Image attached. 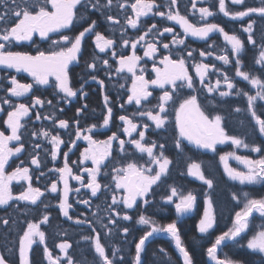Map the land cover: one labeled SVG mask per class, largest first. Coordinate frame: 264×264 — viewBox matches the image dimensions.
<instances>
[{
  "label": "trees",
  "instance_id": "trees-1",
  "mask_svg": "<svg viewBox=\"0 0 264 264\" xmlns=\"http://www.w3.org/2000/svg\"><path fill=\"white\" fill-rule=\"evenodd\" d=\"M207 1L211 4L215 2V0ZM115 2L116 0H114V4ZM127 2L131 3L134 0H127ZM156 3L166 5L167 0H156ZM258 6H260L259 0H245L243 5H236L234 7L230 5L228 8L235 11ZM197 7H199V3ZM3 9L4 5H0V12ZM177 9L182 15L187 16L190 22L199 23L200 25L206 22L218 23L229 34H236L241 38L245 42V50L241 53L243 62L242 70L264 79V69H261V66L255 64L254 54H251V51L258 50L260 47V30L264 28V20H261L255 14L251 17H245L243 20H232L216 12V15L208 18V21L199 22L197 20L199 19V13H194L191 9V0H178ZM159 10L167 12L168 9L167 7H161ZM110 14L120 21V25L110 24L101 11L89 8L88 12L85 13L86 17L97 21V31L101 32L107 38H112L116 41L114 46L108 49L106 53H99L94 44V35H86L82 43V52L79 55L78 61L69 67L71 86L77 90L82 89V92L87 93V95H82L81 91H78L76 97L66 100L63 98V93H59L52 87L55 79L51 78L49 85L34 86L33 90L24 97H8L5 89L10 87L8 80L11 76H15L21 83H33V79L23 72L16 73L15 70L0 69V101L7 97L13 105L25 103L30 106V116L22 120L25 128L21 129V141L16 144V146L23 144L24 150L13 158L8 166V171L14 170L17 166L29 167L31 169V175L33 176V186L39 187L45 193L40 198L43 203L38 201L37 205L12 201L6 207H0V220L4 218L9 220L8 225L0 223V255H3L9 264H18V243H14L18 234H22L28 221L39 223L45 214L48 215L49 221L41 224L40 227L45 232V243L50 251L53 252V256H59L63 259L64 254L60 252L57 245L67 242L71 245L68 253L76 264H99V258L95 253L93 244V239L97 235H99L102 245L105 246L109 258L114 260V264H133L135 244L146 230H150L148 226L137 223L139 215L141 214L150 218L159 226L176 221L182 241L192 256L193 264H208L206 261L207 248L212 246L216 236L221 235L231 227L235 212L242 208L243 193L247 192L253 198L264 197V184L237 186L226 177L223 171V164L220 161V156L229 152H235L236 155L254 160L264 158V136L259 134L258 126L255 124L250 113L247 112V98L243 95H237L239 90L255 95L257 89L253 88L247 81L241 78L238 79L235 76L236 57L231 55V49L226 46L221 35L219 33H213L204 41L190 39L184 35L180 28L171 24V21L152 14L148 17H142L138 29H133L125 21V14L127 16H133L130 8L119 9L113 7ZM249 19H255L257 21V24L254 26V38L257 40V45L255 46L247 43V33L242 31L243 27L249 22ZM153 23L157 27L152 29L145 36V39L137 44L135 49L136 55L142 57L138 63L139 69H144L143 73L146 79H153L150 70L154 66L159 67V60L162 56L168 55L171 52L173 59H179L181 57L185 59L186 68L189 75L193 77L194 87L196 89L193 91L183 88L177 92L174 97L175 103L170 102L168 111L164 114L167 116L168 122L163 129H156L149 122L150 120L147 116L141 117L138 115L139 111L149 109H152L155 114V111L158 110L155 108L158 102V91L153 92V96L149 98V101L143 102L140 108H137L133 104H127V96L130 94L128 89L131 87L132 78L125 72L117 74L115 71L116 67L119 66L118 60L120 56L122 54L131 55L133 52L131 43L138 40L139 36L144 35L145 31ZM74 25L73 28L64 30L70 36L82 31L87 26V20H77L74 22ZM121 25H123V38L121 36ZM164 27H171L174 29V32L164 33L162 36L157 35L158 32H163ZM175 34H178L179 38L184 39V45L172 44L173 35ZM50 35L53 39H59V34ZM123 39L129 40L127 47H124ZM34 41V43L22 42L15 45L13 50L28 52L33 55L36 54L37 50L45 52L55 50V46L48 40H41L37 36H34ZM213 42H215L214 47L209 48L208 45L213 44ZM148 43H155L158 49L157 54L152 59L144 56ZM164 43L169 44L170 48L164 49L162 47ZM188 51L193 52L192 57L187 56ZM201 51H211L213 55L206 58L201 57L199 55ZM113 52L115 53V57L112 56ZM221 54L229 55L230 59V65L224 67L223 70L221 67H217V61L214 59L215 56ZM93 57L98 58L96 70L87 68L86 66L93 61ZM104 59L108 60L111 67H105L102 64ZM197 63L214 64L223 74L230 77L232 82L236 79V83L233 82L236 87L232 90V94L225 99H221L217 93H209L207 87L200 86L193 69V66ZM216 68L208 74L209 78L214 76L213 73L216 74ZM93 74L97 77L96 80L91 78ZM97 81H103V87ZM208 84L214 86L212 82L208 81L204 85ZM120 85L124 87H120ZM189 93L197 96L206 114L211 117L215 115L223 117L222 126L229 135L243 139L250 146H260L262 152H252L250 148H236L231 144H227L223 147H217V150L213 153H204L188 146L182 140V148L177 149L175 143L180 137L175 126V109L179 106V101ZM33 96L44 100V106L37 105L32 108ZM105 96L109 98V106L113 110L108 129L102 126L103 118L107 115V109L104 105ZM47 101H51L52 103L48 104ZM256 103L258 115L264 118V111L259 110V106L264 105V101L258 100ZM0 107H3L5 112L10 110L9 105L0 103ZM237 107L241 108L242 111L239 113L236 112L235 108ZM77 109H82L79 116L76 114ZM133 113H136V115L133 116ZM37 114L40 115V119H36ZM121 115L129 116L138 125L136 132H133L130 139H138L139 131H144V125L147 124L148 128L145 132V139L146 142L156 143L155 154L159 155L161 151L159 145H164L163 153L172 161L169 165L168 174L163 176L161 181L153 187L152 192L147 197L149 203L145 205L143 202L138 201L139 207L132 210L123 209V205H111L114 182L111 181L112 165L108 164L107 161L105 164L108 166H102L101 175L97 179L102 185L111 184L112 189L108 191L102 189L103 194L98 193L97 197H92L90 189L86 186H81L80 182L73 181L72 177L69 176V188L73 189L70 191L71 197L69 200V204L71 205L69 208V216L71 219L64 217L59 208L63 182H58L57 193L48 191L51 183L58 181L59 178L58 172L49 171V169L63 167L64 154L67 153L68 163L73 175H80L85 184L87 183L88 173L84 169L86 167L91 168L93 165L89 161H85L83 164L80 163V155L87 148L88 143L84 139H76L75 133L77 130H80L81 136L90 135L94 140L98 141L107 140L109 136L116 133L119 139L125 140L126 143L124 152H120L119 140L112 142V158L123 162H137L138 164L146 165L148 158L138 154L135 148L127 143L129 140L127 139L128 135L123 132L124 125L119 120V116ZM45 116H48L49 119H44ZM53 117L55 118V123L53 122ZM5 118V113L0 112V131H4L6 128L3 124ZM60 119L68 122L69 127L67 129L59 128L58 122ZM93 125L97 127L92 132H88L86 129ZM41 130L49 131L52 135H59L63 141L59 145L58 157L55 162L51 160V149L53 145L48 142V139L43 136L32 135L33 132L39 133ZM8 133L9 131H6L5 134L8 135ZM36 144H39L40 147L35 148L34 146ZM35 155H38L41 161L40 169H36L35 166L30 164V156ZM21 161H23V164H21ZM232 161L234 160L230 157L228 164L230 165ZM191 163L201 165V171L205 177L213 181L212 189H208L202 181L187 174L188 166ZM238 165H235V169L241 170L242 168ZM231 167L234 169V166L231 165ZM41 171L45 173L44 176H40ZM104 173H108V175H104ZM38 176L39 179H37ZM21 185L25 188L27 187L24 183L14 186V195L20 194L22 191ZM172 187L177 188L181 194L186 195L188 192H192L197 197L196 204L188 215L178 217L175 212V203H165L166 197L171 194ZM75 188H79L80 191L78 193L75 192ZM205 193H208L212 198L216 224L208 233L201 234L197 226L203 213ZM234 194L241 201L240 203L232 199ZM173 199L175 202H179L177 198L174 197ZM84 200H89L90 203L86 205L83 203ZM45 204L48 206L45 207ZM109 205H111V208H109ZM122 209L123 211H121ZM125 212L132 216V220L125 221L117 218L115 215V213H120L122 216ZM76 220L84 221V223L77 224L75 223ZM112 220H115L116 223H111ZM261 220L259 215H256L249 230L237 239L239 243L234 241L223 247L217 254L218 258L224 259L227 257L232 260L242 261L243 264H264V257L246 248L247 240L256 231L255 227L262 222ZM124 227L129 229L127 235L123 232ZM86 236L92 237L93 239L85 240L84 237ZM242 244L245 247H241ZM43 247L44 245H33V251L29 253L31 264H48L47 260L44 259ZM116 248H119L121 251L117 253L116 257H113L111 253ZM161 248L165 250L163 253L160 252ZM144 249L141 254L142 264H183L179 253L173 247L171 239L166 236L155 237L149 240L144 246Z\"/></svg>",
  "mask_w": 264,
  "mask_h": 264
},
{
  "label": "snow or ice",
  "instance_id": "snow-or-ice-1",
  "mask_svg": "<svg viewBox=\"0 0 264 264\" xmlns=\"http://www.w3.org/2000/svg\"><path fill=\"white\" fill-rule=\"evenodd\" d=\"M206 0H191V9L194 13H199L200 21H208V18L216 15L211 7L200 6L197 4H203ZM233 5H243L245 0H231ZM178 0H167L166 5H159L156 0H134V2L128 3L127 0H0V5H4V9L0 12V68L14 69L16 73H27L32 77L33 83H21L15 76H11L8 80L10 87L5 91L8 97H24L31 92L34 86H46L50 83V77H54L55 83L52 85L59 93H63V98H73L77 96V92L81 91L82 95L87 93L82 92V89L77 90L71 86L69 77V65L73 62H77L79 55L82 52V43L86 38V35H94V44L99 53H106L108 49H111L116 41L112 38H107L101 32L97 31V21L91 20L86 17L85 13L89 8L101 11L105 15V18L112 25H120V21L115 19L110 14L113 7L119 9L130 8L133 16H127L125 14L126 24L133 28L138 29L140 26L141 18L148 17L150 14L166 18L169 21H174L180 25L183 29L185 36H192L201 40H207L211 34L219 33L227 45L231 47V55L236 57L235 60V76L240 77L242 80L247 81L253 88L257 89L255 95H251L246 91L239 90L237 95H243L247 98V112L250 113L255 124L258 126V131L261 136H264V118L258 115L257 101H264V79H261L255 75H251L248 71L242 70L241 53L245 50V42L239 38L236 34H229L218 23L206 22L200 25L199 23L190 22L187 16L182 15L177 9ZM260 6L247 7L244 10H230L226 5V0H218V11L225 17L232 20H243L245 17H251L255 14L257 17L264 20V0H259ZM161 7H167V12L159 10ZM155 9V11H154ZM77 20H87V26L79 31L78 34L72 36L68 35L64 30L73 28L74 22ZM257 24L255 19H249V22L242 31L247 33V43L253 46L257 45V40L254 38V26ZM121 27V36L123 38V25ZM157 26L155 23L145 31L144 35L139 36L138 40L131 43L133 52L131 55L122 54L118 60V67L115 71L117 74L127 71L131 73V88L128 89L130 93L127 96V104H134L138 108L141 107L143 101H149V98L153 96L154 89L162 90V94L157 97V104L155 106L158 111L152 109L141 110L138 115L141 117L147 116L149 120L153 122L156 129H163L167 124V116L164 115L168 111V105L170 102L175 103L174 97L180 89L187 88L195 91L193 77L189 75L186 68V61L183 57L179 59H173L171 52L168 55H163L159 60V63L163 65V68L153 67L152 71L155 73L154 79H146L143 74L144 69L140 70V74H137L136 68L141 56L136 55L135 49L140 41L145 39L152 29ZM174 29L171 27H164L163 32H158L157 35H163L164 33H173ZM50 34H59V39H53ZM39 36L41 40H48L55 46V50L45 52L37 50L36 54H30L28 52L13 50L15 45L22 42H35L34 36ZM184 39L179 38L178 34L173 35V45H184ZM124 47L129 45L128 39H123ZM213 44L208 45L209 48L214 47ZM164 49H169L170 45L164 43L162 45ZM157 46L155 43H148L147 49L144 52V56L152 59L157 54ZM227 51V49H225ZM193 52L188 51L187 56L192 57ZM201 57L212 56L213 52L201 51L199 53ZM115 57V53H112ZM97 57H93V61L88 63L87 68L97 69ZM215 59L223 62L224 65H229V55H217ZM255 63L264 69V28L260 30V47L259 56L255 60ZM105 67H111L107 59L102 61ZM197 76L199 77L202 86L207 87L209 93L218 91L220 87V80H217L215 85H204V81L211 69H215L216 66L197 63L194 65ZM93 80L97 77L93 74L91 76ZM103 87V81H97ZM224 83L228 91H219L220 97H228L232 94V89L236 85L232 80L224 75ZM120 87H124L120 85ZM152 89V90H150ZM3 105H9L10 110L5 112L3 107H0V112H4L6 118L3 120V124L6 126L4 131H0V207L9 205L10 201L24 202L31 205H37L38 201H41V197L45 195L39 187H34L32 184L33 176L31 175V169L27 166H17L11 172L6 171V166L9 165V160L12 156H17L23 150V144L17 147H9V143L21 141L22 134L21 129L25 128V124L22 120L30 116V106L25 103H19L13 105L9 98H4L0 101ZM51 104V101H47ZM45 101L39 97L33 96L31 107L34 108L37 105L43 107ZM104 105L107 109V115L103 118V127H108L111 117L112 108L109 106V98L104 97ZM123 107V105H121ZM85 107H87L85 105ZM259 110L264 111V105L259 106ZM236 112H241L242 109L235 108ZM82 112V109H77V116ZM136 113H133L135 116ZM36 119H40V115L37 114ZM44 119H49L45 116ZM55 123V118L53 117ZM119 120L123 122V132L129 137L133 132H136L138 125L133 122V119L129 116L121 115ZM223 117L215 115L211 117L206 114L202 109L200 102L196 95L189 93L185 98L179 101V106L175 109V126L179 131L180 139L176 140L175 147L177 149L182 148L181 140H187L190 144L195 145L197 148L206 149L212 152L217 150V145L230 143L236 148L244 147L250 148L252 152L260 153L262 148L260 146H250L245 143L243 139L236 136L229 135L225 128L222 126ZM78 123V121H77ZM58 126L61 129H67L69 124L66 120L60 119ZM97 127L93 125L86 129L88 132H92ZM148 125H144V131H139V139H130L127 143L134 146L135 150L141 154H147L148 161L145 164H138L137 162H123L116 160L113 157L112 147L113 141L119 140V150L124 152L125 140L119 139L116 133H113L107 140H94L92 136H81L80 130H77L75 135L76 139H84L88 142V147L80 155V163L85 161H91L93 167L85 168L84 171L88 173L87 183L80 175H73L72 169L69 166L67 153L64 154L63 167H57L49 169V171L58 172V181L52 182L48 191L51 193H57L58 182H63V193L60 198L59 208L64 217L71 219L69 216V208L71 205L68 202L69 192L73 189L69 188L68 177L81 183V186H86L91 191L92 197H97L98 193L108 191L112 189L111 184L102 185L98 182V176L101 175L102 166L107 167L105 164L112 165L111 168V181L114 182V192L111 195V205H123V209L132 210L138 208V201L147 205L149 201L146 197L153 190V186L157 185L161 181L163 176H166L169 171V165L172 161L166 157L163 153L164 145L160 144L159 155L155 154L154 149L157 145L155 142L148 143L145 139V132ZM10 130V135H6V131ZM33 136H43L48 139V142L53 145L51 149V160L55 162L58 157L59 145L63 143L59 135H52L49 131L41 130L39 133L33 132ZM73 146H75L73 144ZM35 148H39L40 145L36 144ZM235 159L242 164L247 171H238L229 166V158ZM111 158V159H110ZM220 161L224 166V170L228 177L233 181H238L241 185H257L264 184V158L249 159L247 157L236 155L235 152H229L220 156ZM23 164V161H21ZM30 164L35 166L36 169L41 168V161L38 155L30 156ZM153 165L155 167H153ZM188 175L194 176L196 179L202 181L208 189L213 188V181L206 178L201 171V165L198 163H191L188 166ZM43 171L40 172V176H44ZM108 175V173H104ZM39 179V176L37 177ZM13 181L17 183L23 181L26 183L25 188L21 185L22 191L19 195H13L10 185ZM75 192H79V188L74 189ZM122 193V194H121ZM117 194L120 195V199H117ZM204 200V212L203 217L198 224V231L202 234L208 233L210 229L216 224V215L213 209V201L208 193H205ZM177 198L179 202H175L173 198ZM233 200L238 203L241 201L234 194ZM197 197L188 192L186 195L178 192L177 188H171V194L166 197L165 203H175V212L177 216H182L193 210L196 204ZM84 204H89V200H84ZM109 205V208H111ZM48 205L45 204V207ZM123 209L121 211H123ZM254 214H258L259 217L264 220V197L253 198L250 197L247 192L243 193V206L239 211L235 212L234 220L231 227L223 232L221 235L216 236L215 242L211 247L207 248V255L214 264H243L242 261L232 260L227 257L224 259L218 258V250L222 244L226 241H236L238 237H241L243 233L249 230L250 225L255 218ZM117 218L125 221L132 220V216L126 212L121 216L120 213H115ZM49 221L48 215H43L39 223L28 221L26 228L22 231V234H18L16 241L18 243V264H31L29 253L33 251V245H44L43 255L48 264H76L74 259L69 255L68 249L71 245L67 242L57 245L60 252L64 254L63 259L61 257L53 256V252L45 243V232L41 230V224ZM3 225H8L9 220L4 218L0 220ZM75 223L83 224L84 221L76 220ZM111 223L115 224L116 221L112 220ZM139 225L148 226L150 230H146L143 235L140 236L138 242L135 244V256L133 264H142L141 254L145 250L144 246L146 241L153 234L165 233L174 242L176 250L182 257L183 264H193L192 256L189 250L184 245L180 231L176 221L167 223L166 225H156L154 221L145 215H139L137 221ZM259 231H255L251 238L247 240L246 248L252 252L258 253L261 257H264V223L260 225ZM94 231V229H93ZM125 235L128 234L129 229L123 228ZM85 240L93 239L92 237H84ZM95 253L98 255L99 264H114V260L109 258L106 252L105 246L102 245L99 235L93 239ZM245 247V245H241ZM121 250L116 248L112 251L113 257L117 256ZM163 248L160 252H164ZM122 259V257H121ZM0 264H9L3 255H0Z\"/></svg>",
  "mask_w": 264,
  "mask_h": 264
},
{
  "label": "rangeland",
  "instance_id": "rangeland-1",
  "mask_svg": "<svg viewBox=\"0 0 264 264\" xmlns=\"http://www.w3.org/2000/svg\"><path fill=\"white\" fill-rule=\"evenodd\" d=\"M217 2V3H216ZM204 5V7H211V10L212 11H214L215 13L216 12H218L219 13V11H218V0H215V2L213 3V4H211L209 1H207L206 0V2L205 3H203V4H200L199 3V7L200 6H203ZM226 5H227V7H229L230 5L231 6H236V5H233L232 3H231V0H226ZM238 6V5H237ZM232 7V8H233ZM219 14H221V15H223L222 13H219ZM197 17V16H196ZM196 20V19H195ZM199 22H200V20L199 19H197ZM171 24H174V25H176L178 28H180V26L177 24V23H175V22H173V21H171ZM181 29V28H180ZM37 37L39 38V36L37 35ZM226 46L227 47H229V49H231V47L230 46H228L227 44H226ZM251 54L253 55L254 54V62H255V60L258 58V56H259V49L258 50H255V51H251ZM221 55H225V54H221ZM214 59H215V57H214ZM216 61H217V67L219 66V67H221L222 68V70H223V68L224 67H228L229 65H230V63H229V65H224L223 64V62L222 61H220V60H217L216 59ZM256 64V63H255ZM260 66V65H259ZM159 67L160 68H163V65H161L160 63H159ZM193 69H194V72H195V76H196V78L198 79V81H199V84H200V86H202L201 85V83H200V80H199V77L197 76V74H196V71H195V67L193 66ZM140 70L141 69H139V66L137 65V68H136V72L138 73V74H140ZM151 72H152V76H153V79L155 78V73L152 71V69L150 70ZM213 71V69H211L210 71H209V73L210 72H212ZM215 72H216V74L215 73H213L214 74V76L212 77V78H209V76L207 75V77H206V79H205V81H204V84H206V81H208V82H212V84H214L215 85V83H216V81L217 80H220V87H219V89H218V91H216V92H214V93H217L218 94V96H219V91H228V89L226 88V85H225V83H224V75L225 74H223V72L222 71H220V69H217L216 68V70H215ZM125 73L127 74V75H129L131 78H132V75H131V73H128L127 71H125ZM208 73V74H209ZM144 74V73H143ZM51 78H54V77H50V79ZM230 78V77H229ZM238 79L240 78V77H237ZM231 79V78H230ZM234 83H236V79H234V81H233ZM131 88V87H130ZM186 88V87H185ZM187 89V88H186ZM150 90H152V89H150ZM233 90V89H232ZM231 90V91H232ZM155 91H158V93H159V95H161L162 94V90H160V89H154L153 90V92H155ZM220 97V96H219ZM151 98V97H150ZM221 99H225L226 97H220ZM143 102H145V101H143ZM142 102V103H143ZM134 105V104H133ZM138 108V107H137ZM158 111V110H157ZM154 127H155V125L153 124V122L150 120L149 121ZM109 127V126H108ZM108 127H106L105 129H108ZM177 129V128H176ZM9 131V133H8V135H10L11 133H10V130H8ZM178 133V132H177ZM132 135H133V133H132ZM178 136H179V134H178ZM127 139H129L130 140V137L128 136L127 137ZM139 139V138H138ZM128 140V141H129ZM127 141V140H126ZM86 143H88V142H86ZM149 143V142H148ZM16 144H17V142L16 141H13V142H10L9 143V147H17L16 146ZM227 144H230V143H225V144H222V145H217V147H223V146H225V145H227ZM89 146V145H88ZM87 146V147H88ZM131 146H133V145H131ZM133 148H134V146H133ZM155 150L156 149H154V152H155ZM138 154H140V155H142V156H145V157H147V154L145 153V154H141V153H139V152H137ZM16 156H12L11 158H10V160H9V164H10V162L13 160V158H15ZM123 157V156H122ZM148 158V157H147ZM233 159V158H232ZM234 161H232L231 162V164L229 165L230 167H231V165L232 166H234V169H235V165L237 166L238 164H240L239 162H237L235 159H233ZM89 162L90 163H92L90 160H89ZM89 162H87V163H89ZM9 166V165H8ZM8 166H6V171L7 172H11V171H8ZM154 166V165H153ZM238 166H240L242 169L241 170H239L238 169V171H245L246 172V168L242 165V164H240V165H238ZM155 167V166H154ZM232 168V167H231ZM13 171V170H12ZM223 171H224V173H225V175H226V177L231 181V182H233V183H235L237 186H239V187H242V186H245V185H247V184H244V185H241L238 181H233V180H231L229 177H228V175H227V173L225 172V170H224V166H223ZM193 178H195L194 176H192ZM196 179V178H195ZM73 181H75L74 179H72ZM198 180V179H197ZM21 183H24L25 185H26V183L25 182H23V181H21V182H19V183H17L16 181H13L12 182V184L10 185V187H11V190H12V193H13V195H14V192H13V190H14V186H18L19 184H21ZM259 185V184H258ZM155 186V185H154ZM153 186V187H154ZM62 193H63V188H62V192H61V194H60V198L62 197ZM122 194V193H121ZM121 194H117V198L118 199H120V195ZM71 195V193L69 192V197H68V202H69V200H70V196ZM146 199H147V197H146ZM205 200V199H204ZM61 201V200H60ZM12 201H10V203H11ZM9 203V204H10ZM204 202H203V212H204ZM241 206H243V201L241 202ZM2 207H6V206H2ZM202 217H203V213H202ZM201 217V218H202ZM262 221V222H261ZM260 222V224L258 225V226H256L255 227V230L256 231H259V230H261L260 229V225L262 224V223H264V220H261ZM211 230V229H210ZM209 230V231H210ZM202 234V233H201ZM205 234V233H204Z\"/></svg>",
  "mask_w": 264,
  "mask_h": 264
},
{
  "label": "water",
  "instance_id": "water-1",
  "mask_svg": "<svg viewBox=\"0 0 264 264\" xmlns=\"http://www.w3.org/2000/svg\"><path fill=\"white\" fill-rule=\"evenodd\" d=\"M182 29V28H181ZM183 30V29H182ZM192 39H197V40H201V39H198V38H195V37H192V36H190ZM230 46V45H229ZM75 62H73V64H74ZM73 64H71V65H73ZM71 65H69V67L71 66ZM0 69H4V68H0ZM106 128V127H105ZM178 130V129H177ZM178 133H179V131H178ZM184 143H186V144H188L190 147H193V148H196V149H198L199 151H202V152H204V153H212V151H209V150H206V149H201V148H197L195 145H193V144H190L187 140H182ZM190 212H188V213H185V214H183L182 216H179V217H183V216H185V215H187V214H189ZM256 215H258V214H254V216H256ZM244 234V233H243ZM242 234V235H243ZM241 235V236H242ZM164 236H166V237H168V235L167 234H165V233H156V234H153V236L152 237H150L149 239H148V241L149 240H151V239H153V238H155V237H164ZM168 238H170V237H168ZM240 237H238L237 239H239ZM148 241H146V243H145V245L147 244V242ZM172 241V240H171ZM232 242H234V241H226L225 242V244H222L221 245V247H220V249L218 250V253H219V251L223 248V247H225V246H227L228 244H231ZM172 243H173V247H174V249L176 250V248H175V245H174V242L172 241ZM177 251V250H176ZM178 252V251H177ZM179 253V252H178ZM217 253V254H218ZM179 255H180V253H179ZM181 257V256H180ZM181 259H182V257H181ZM206 261H207V263L208 264H214V262L213 261H211L210 259H209V257H208V255L206 256Z\"/></svg>",
  "mask_w": 264,
  "mask_h": 264
},
{
  "label": "flooded vegetation",
  "instance_id": "flooded-vegetation-1",
  "mask_svg": "<svg viewBox=\"0 0 264 264\" xmlns=\"http://www.w3.org/2000/svg\"><path fill=\"white\" fill-rule=\"evenodd\" d=\"M174 22V21H173Z\"/></svg>",
  "mask_w": 264,
  "mask_h": 264
}]
</instances>
